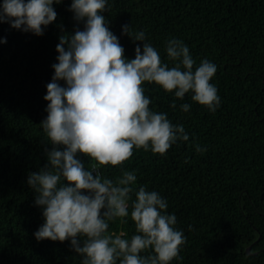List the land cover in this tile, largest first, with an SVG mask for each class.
Listing matches in <instances>:
<instances>
[{
    "label": "trees",
    "instance_id": "trees-1",
    "mask_svg": "<svg viewBox=\"0 0 264 264\" xmlns=\"http://www.w3.org/2000/svg\"><path fill=\"white\" fill-rule=\"evenodd\" d=\"M70 3L53 5L56 19L40 36L0 22V38L6 37L0 43V264H80L68 240L34 238L43 217L26 182L46 163L40 122L59 36L83 29ZM102 14L129 59L142 42L122 35L124 24L133 33L143 30L169 67L164 42L170 38L183 40L197 64H216L210 83L220 106L212 113L191 93L180 100L145 82L149 108L182 124L189 141L164 155L133 148L121 165L100 166L101 176L135 170L137 187L167 199L166 211L176 215L185 236L180 259L171 264H264V0H109ZM182 103L191 105L188 113ZM196 143L207 151L197 153ZM80 158L90 167L87 156ZM109 230L130 237L135 226L117 220Z\"/></svg>",
    "mask_w": 264,
    "mask_h": 264
},
{
    "label": "clouds",
    "instance_id": "clouds-1",
    "mask_svg": "<svg viewBox=\"0 0 264 264\" xmlns=\"http://www.w3.org/2000/svg\"><path fill=\"white\" fill-rule=\"evenodd\" d=\"M108 2L71 0L68 6L83 29L59 36L57 62L45 85L47 115L40 127L47 138L46 163L26 180L43 217L33 236L38 242L68 240L80 264H171L180 259L185 236L176 228V215L166 211L167 199L146 185L137 187L135 170L122 169L121 175L108 178L101 176L100 166L121 165L133 148L164 155L172 145L189 141L182 124L149 108L151 100L142 85L154 83L180 100L191 93L193 102L214 113L220 97L210 80L217 66L208 59L197 64L183 40L170 38L164 42L169 67L147 42L146 33L131 32L129 24L121 26V34L142 43L135 47L134 58L125 57L102 14ZM60 3L0 0V22L40 36L55 21L53 5ZM0 43H6V37ZM179 107L188 113L191 105ZM194 149L207 151L198 143ZM80 154L87 156L90 167ZM129 219L135 226L130 237L109 230L110 223L126 224Z\"/></svg>",
    "mask_w": 264,
    "mask_h": 264
},
{
    "label": "water",
    "instance_id": "water-1",
    "mask_svg": "<svg viewBox=\"0 0 264 264\" xmlns=\"http://www.w3.org/2000/svg\"><path fill=\"white\" fill-rule=\"evenodd\" d=\"M247 251H249V247H247V249H246Z\"/></svg>",
    "mask_w": 264,
    "mask_h": 264
}]
</instances>
